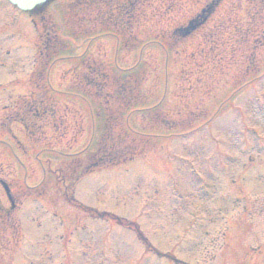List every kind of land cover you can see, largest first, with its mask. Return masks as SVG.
<instances>
[{
  "label": "rangeland",
  "instance_id": "374dc122",
  "mask_svg": "<svg viewBox=\"0 0 264 264\" xmlns=\"http://www.w3.org/2000/svg\"><path fill=\"white\" fill-rule=\"evenodd\" d=\"M210 2L137 0L144 16L124 41L139 45L119 51L107 35L85 45L92 75L86 104L71 95L84 88L68 86L64 61L54 64L45 90L28 84L38 28L32 10L0 0V50L24 56L16 60L20 73L0 69V85L8 84L0 88V181L10 193L7 198L0 182V249L10 251L9 237H20L10 264H168L142 252L134 233L97 218L101 211L136 220L151 245L186 264H264L263 70L248 81L249 62H264V29L247 30L256 0H215L202 24L172 35ZM54 4L78 9L81 30L89 27L85 6H107L101 0ZM8 18L12 26L4 23ZM81 38L68 46L82 52ZM136 57L133 102L122 110L128 129L105 153H115L114 160L90 168L87 155H102L101 135L117 108L105 101L102 73L110 74V61L128 67ZM46 98L55 102L42 109ZM90 107L99 109L100 124ZM126 139L137 144L136 154L124 151ZM9 147L25 153L21 161Z\"/></svg>",
  "mask_w": 264,
  "mask_h": 264
},
{
  "label": "water",
  "instance_id": "95a60500",
  "mask_svg": "<svg viewBox=\"0 0 264 264\" xmlns=\"http://www.w3.org/2000/svg\"><path fill=\"white\" fill-rule=\"evenodd\" d=\"M18 4L19 7H28L31 6L32 3H39L41 0H23V2H17L16 0H13ZM20 1V0H19Z\"/></svg>",
  "mask_w": 264,
  "mask_h": 264
}]
</instances>
